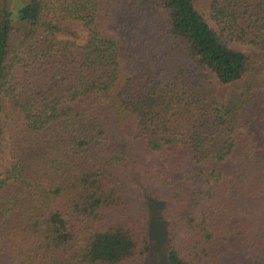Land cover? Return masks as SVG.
I'll list each match as a JSON object with an SVG mask.
<instances>
[{
    "label": "trees",
    "instance_id": "obj_1",
    "mask_svg": "<svg viewBox=\"0 0 264 264\" xmlns=\"http://www.w3.org/2000/svg\"><path fill=\"white\" fill-rule=\"evenodd\" d=\"M15 1L0 0V264H147L156 203L166 264H264V146L235 157L264 83L210 93L257 64L204 14L264 51V0Z\"/></svg>",
    "mask_w": 264,
    "mask_h": 264
},
{
    "label": "rangeland",
    "instance_id": "obj_2",
    "mask_svg": "<svg viewBox=\"0 0 264 264\" xmlns=\"http://www.w3.org/2000/svg\"><path fill=\"white\" fill-rule=\"evenodd\" d=\"M17 3V0L15 1ZM15 3V4H16ZM206 19L210 27L215 30L222 39L227 42L230 48L235 49L240 52H244L248 56H251L254 62L257 64V67L253 71L252 75L247 79H244L241 82H238L231 86H220L217 81L212 78V87L210 93L217 99V101L223 105L229 103L231 96L235 94H242L248 91V87L252 84H263L264 83V51L259 50L253 45L244 44L236 40H232L225 33L221 32V29L210 19L207 12L204 11ZM74 32L77 34V38L74 42L77 45H83L87 39V33L84 29L82 23L74 22L73 23ZM259 84V85H260ZM258 85V87H259ZM264 86V85H263ZM254 93V90L252 91ZM247 98V97H246ZM248 100V99H247ZM254 112L242 110L238 114L237 131L240 134L242 143H240L239 151L235 157L238 158H253L256 157V154L253 156L250 151L254 146H264V109L260 110V115L257 117L253 116ZM11 121L9 119L4 120V136L2 143V155H1V166H0V175L6 174L10 170V134H11ZM256 137L258 139V144L252 140ZM133 153V152H132ZM134 155L142 158L146 162H158L165 163L168 158L166 154H155L147 152L142 148L135 146ZM242 156V157H241ZM260 156V154H259ZM139 158V159H140ZM155 209H152V236H153V245L152 251L149 254L147 264H166L165 256L162 251V244L165 241V232L163 231V226L159 222L158 217L161 209V203H156L153 205Z\"/></svg>",
    "mask_w": 264,
    "mask_h": 264
}]
</instances>
